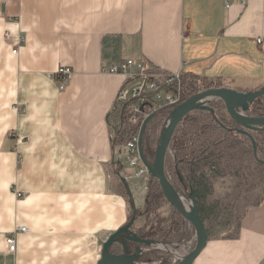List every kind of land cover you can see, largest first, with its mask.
I'll return each instance as SVG.
<instances>
[{"label": "crops", "instance_id": "crops-1", "mask_svg": "<svg viewBox=\"0 0 264 264\" xmlns=\"http://www.w3.org/2000/svg\"><path fill=\"white\" fill-rule=\"evenodd\" d=\"M127 58L205 88L259 90L264 0H0V264H98L129 223L116 165L125 146L109 121L124 77L105 72ZM62 67L72 71L64 90L49 76ZM19 225L29 232L11 253ZM153 249L127 240L143 263ZM194 264H264V200L235 235L209 238Z\"/></svg>", "mask_w": 264, "mask_h": 264}, {"label": "trees", "instance_id": "trees-1", "mask_svg": "<svg viewBox=\"0 0 264 264\" xmlns=\"http://www.w3.org/2000/svg\"><path fill=\"white\" fill-rule=\"evenodd\" d=\"M187 80L191 85L186 95L187 98L206 89L197 79ZM254 105L255 107L253 106V109L247 114L264 116V96L259 98ZM216 109V114L205 110H195L182 119L170 145L173 157L167 158L165 168L166 175L179 192L188 197L191 195L195 197L197 207L205 221L208 219L209 213L216 209L217 203L215 202L213 207H206L203 199L214 193V182L226 177L229 173L228 169L235 159L233 151H236L238 145H242L243 147L247 146L254 153L250 137L234 131L238 125L232 119H227L220 112V108ZM216 115L224 125L217 121ZM250 133L256 143L257 164L264 169V130H251ZM231 139L238 140V143ZM123 140V135L117 134L115 146L122 145ZM145 147L147 148L146 141ZM143 150H145L144 143ZM260 155L263 156V160L260 159ZM116 165L120 167L124 166V163L116 161ZM154 179L151 177L149 181L144 223H138L137 214L131 230L141 238L170 242L178 235L180 237L184 235L187 222L174 209L176 217L173 218V222L169 226L165 224L163 217L158 212L164 195L160 184H155ZM242 217L238 221L237 232Z\"/></svg>", "mask_w": 264, "mask_h": 264}, {"label": "water", "instance_id": "water-1", "mask_svg": "<svg viewBox=\"0 0 264 264\" xmlns=\"http://www.w3.org/2000/svg\"><path fill=\"white\" fill-rule=\"evenodd\" d=\"M262 96H264V86L253 92H243L229 87H209L191 95L176 107L173 115L168 119L167 124L163 126L153 161L147 159L143 150L146 127L151 121V118H148L144 122L139 141L143 162L148 167L152 177L158 180L165 199L187 223L194 227L198 236L197 244L194 249L180 258L179 262L175 264H194L201 252L206 248L209 239L206 222L197 207L195 197L193 195L189 196V199L192 202L190 209H187L180 204L173 195L177 189L171 179L166 175V161L170 151L171 141L177 127L182 119L192 111L205 110L216 114L217 109L215 106L210 105L209 100L217 98V101L221 104V110L225 111L229 118L238 125V127L234 128V131L250 137L253 143L254 152L256 153L255 139L250 131L264 130V116L248 115L247 112H250L253 109L254 103ZM237 111H241L244 116L240 115ZM216 118L220 124L224 125L217 115ZM122 169L123 166H121L117 175L123 182L132 202V217L126 226L113 233L107 241H105L102 246L101 258L98 264H143V262L140 261L141 250L129 253L127 251V240L149 246L156 243L155 240H148L137 236L131 230L137 216V207L129 182L127 178L122 175ZM119 244L122 245L121 251H119L118 248Z\"/></svg>", "mask_w": 264, "mask_h": 264}, {"label": "rangeland", "instance_id": "rangeland-1", "mask_svg": "<svg viewBox=\"0 0 264 264\" xmlns=\"http://www.w3.org/2000/svg\"><path fill=\"white\" fill-rule=\"evenodd\" d=\"M209 101L212 106L217 104L218 108L220 107V112L229 118L227 113L221 110L222 107L217 98H212ZM164 120L165 118L163 117L156 118L148 127L146 139L148 149L144 145V154L147 158H150V161L154 159ZM234 141L238 143V140ZM233 153H235V159L231 163L232 166L228 169L229 173L226 177L216 180L213 186L214 193L203 199L206 207H213L215 202L217 203L216 209L209 213L208 219L205 221L209 238L235 235L238 221L245 214L246 210L259 201L264 200V169L258 166L255 152L250 151L247 146L238 145L236 151H233ZM172 157V150L170 149L167 158L171 159ZM259 157L263 160V156L260 155ZM135 170V168L128 166L124 161L122 175L129 177V186L138 208L144 205L148 192L145 189L147 182L144 178L135 176ZM248 174L249 176H247ZM154 183L159 182L157 179H154ZM124 190L127 195L125 188ZM181 194L184 195L183 193ZM185 197L189 198L188 196ZM158 212L163 217L167 226L176 217L174 208L165 197L161 201V207L158 209ZM197 239V233L189 223L186 224L184 235L181 237L178 235L170 242L155 239L157 245H160L155 246L157 249H153L150 255H148V264H175L179 262V258H182L194 249Z\"/></svg>", "mask_w": 264, "mask_h": 264}, {"label": "built area", "instance_id": "built-area-1", "mask_svg": "<svg viewBox=\"0 0 264 264\" xmlns=\"http://www.w3.org/2000/svg\"><path fill=\"white\" fill-rule=\"evenodd\" d=\"M232 1L244 5L247 0H227V8L231 7ZM7 32L10 34L9 31ZM17 52L18 49L13 50V53ZM105 72L124 77L123 85L116 96L113 117L111 120L109 118V121H111L113 138H116L117 134L123 135L124 161L128 166L136 169L135 176L144 178L148 186L152 175L143 162L140 151L142 126L148 118H151L146 127L147 133L151 122L159 117L165 118L163 126L166 125L176 107L187 99L186 95L191 85L182 71L169 72L154 68L145 59L127 58L107 67ZM49 76L58 80L59 88L64 90L72 76V71L62 67L54 73H49ZM19 232H29V228L24 225L16 226L7 237L8 250L11 253L16 251V234ZM159 245L154 243L151 246Z\"/></svg>", "mask_w": 264, "mask_h": 264}, {"label": "bare ground", "instance_id": "bare-ground-1", "mask_svg": "<svg viewBox=\"0 0 264 264\" xmlns=\"http://www.w3.org/2000/svg\"><path fill=\"white\" fill-rule=\"evenodd\" d=\"M240 115L244 114L241 111H237ZM175 199L182 204L184 207H186L187 209H190L192 206V202L189 198L185 197L184 195H182L181 193H179L177 190L173 193Z\"/></svg>", "mask_w": 264, "mask_h": 264}, {"label": "flooded vegetation", "instance_id": "flooded-vegetation-1", "mask_svg": "<svg viewBox=\"0 0 264 264\" xmlns=\"http://www.w3.org/2000/svg\"><path fill=\"white\" fill-rule=\"evenodd\" d=\"M215 107H216V108H218V105H217V104H215ZM219 108H220V107H219ZM225 117H226L227 119H229L227 116H225Z\"/></svg>", "mask_w": 264, "mask_h": 264}]
</instances>
